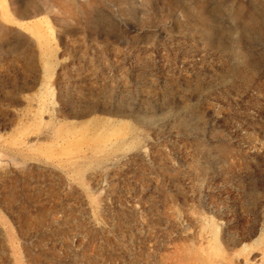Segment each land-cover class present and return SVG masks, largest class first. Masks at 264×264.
Listing matches in <instances>:
<instances>
[{"label": "rangeland", "instance_id": "1", "mask_svg": "<svg viewBox=\"0 0 264 264\" xmlns=\"http://www.w3.org/2000/svg\"><path fill=\"white\" fill-rule=\"evenodd\" d=\"M1 1L0 264H264V0Z\"/></svg>", "mask_w": 264, "mask_h": 264}, {"label": "crops", "instance_id": "2", "mask_svg": "<svg viewBox=\"0 0 264 264\" xmlns=\"http://www.w3.org/2000/svg\"><path fill=\"white\" fill-rule=\"evenodd\" d=\"M10 227H9V222L6 224L5 222L3 223V228L0 232V249L3 251L7 249V251H10Z\"/></svg>", "mask_w": 264, "mask_h": 264}, {"label": "bare ground", "instance_id": "3", "mask_svg": "<svg viewBox=\"0 0 264 264\" xmlns=\"http://www.w3.org/2000/svg\"><path fill=\"white\" fill-rule=\"evenodd\" d=\"M0 2H2L1 0H0ZM4 6V5H3ZM1 7H2V5H1ZM6 10V9H5Z\"/></svg>", "mask_w": 264, "mask_h": 264}]
</instances>
